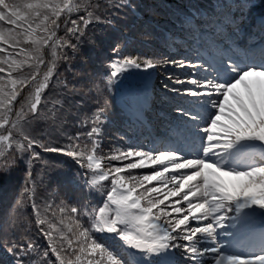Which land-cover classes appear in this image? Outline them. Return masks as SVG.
Here are the masks:
<instances>
[{
	"label": "snow or ice",
	"instance_id": "snow-or-ice-1",
	"mask_svg": "<svg viewBox=\"0 0 264 264\" xmlns=\"http://www.w3.org/2000/svg\"><path fill=\"white\" fill-rule=\"evenodd\" d=\"M15 171L0 264H264V0H0Z\"/></svg>",
	"mask_w": 264,
	"mask_h": 264
},
{
	"label": "trees",
	"instance_id": "trees-1",
	"mask_svg": "<svg viewBox=\"0 0 264 264\" xmlns=\"http://www.w3.org/2000/svg\"><path fill=\"white\" fill-rule=\"evenodd\" d=\"M144 3L150 4L152 0H143ZM157 19H161L160 17H157ZM93 29H89V32L91 33ZM95 31L97 33V36L100 35V28H95ZM63 33H61L62 35ZM97 44H99V41H97ZM135 47H140L139 45H136ZM150 47L155 48L156 45L153 43L150 45ZM144 51H147V48L143 49ZM111 50L107 47L105 44L103 47H99L97 45H94L89 42H85L81 46V53L80 55L76 56L72 60V67L68 68L67 65L62 64L60 66V72L66 77L68 80H79L81 76H83L86 73L90 74H96L103 72L104 70V57L106 55H109ZM133 55L136 53L133 52ZM67 68V71H66ZM73 73H76L74 76ZM49 159H52L53 157H48ZM57 160L61 159L59 157H56ZM39 171V169H37ZM70 173H65V175ZM62 180L63 178L60 177ZM23 185V173L20 171H15L13 174L8 178H0V208H3V206L9 202H11L15 197H17L22 189ZM55 187V184L53 185ZM51 189H47L44 187V185H39L37 187V200L38 203H42L43 201L47 200L49 202L55 200L56 203H59V200L50 195ZM54 210H58L54 208ZM30 209H28V213H30ZM35 235V232L33 231V236Z\"/></svg>",
	"mask_w": 264,
	"mask_h": 264
}]
</instances>
